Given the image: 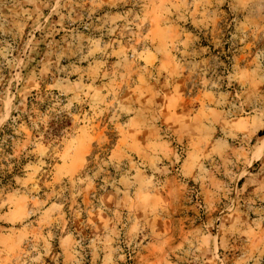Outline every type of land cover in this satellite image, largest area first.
Returning <instances> with one entry per match:
<instances>
[{"label": "rangeland", "instance_id": "obj_1", "mask_svg": "<svg viewBox=\"0 0 264 264\" xmlns=\"http://www.w3.org/2000/svg\"><path fill=\"white\" fill-rule=\"evenodd\" d=\"M263 130L264 0H0V264H264Z\"/></svg>", "mask_w": 264, "mask_h": 264}, {"label": "trees", "instance_id": "obj_2", "mask_svg": "<svg viewBox=\"0 0 264 264\" xmlns=\"http://www.w3.org/2000/svg\"><path fill=\"white\" fill-rule=\"evenodd\" d=\"M263 135H264V130L259 132V136H263ZM258 164H259V162H256V163L254 164V167H256ZM243 181H244V178H241V179L239 180V186L242 185Z\"/></svg>", "mask_w": 264, "mask_h": 264}]
</instances>
